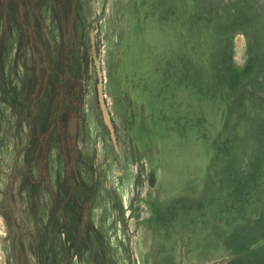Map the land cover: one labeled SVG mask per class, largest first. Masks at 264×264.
<instances>
[{"label":"rangeland","instance_id":"rangeland-1","mask_svg":"<svg viewBox=\"0 0 264 264\" xmlns=\"http://www.w3.org/2000/svg\"><path fill=\"white\" fill-rule=\"evenodd\" d=\"M0 264H264V0H0Z\"/></svg>","mask_w":264,"mask_h":264}]
</instances>
